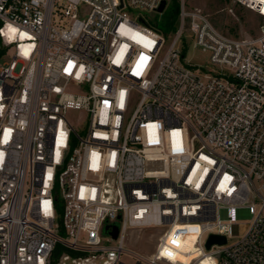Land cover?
<instances>
[{"label":"built area","instance_id":"built-area-1","mask_svg":"<svg viewBox=\"0 0 264 264\" xmlns=\"http://www.w3.org/2000/svg\"><path fill=\"white\" fill-rule=\"evenodd\" d=\"M163 2L0 0V264H264V27L183 1L165 38L142 16Z\"/></svg>","mask_w":264,"mask_h":264},{"label":"rangeland","instance_id":"rangeland-1","mask_svg":"<svg viewBox=\"0 0 264 264\" xmlns=\"http://www.w3.org/2000/svg\"><path fill=\"white\" fill-rule=\"evenodd\" d=\"M183 1L187 11H202L204 14L208 15L211 22L218 28V31L233 39L256 37L261 33L262 27H264V0H251V9L237 0H168L166 9L162 14L142 13V16L150 26L155 27L167 38L168 35L163 32L166 20L163 14L170 10L180 13ZM135 14L137 15L139 12H135ZM178 26L179 16L175 26L176 31ZM175 32L171 34L174 35ZM3 47L6 53L1 58L0 64L10 63L15 54L14 46L5 45L3 43ZM192 55L196 58H202L198 53L191 52L189 56L191 57ZM60 209V214H62V202L60 203ZM220 214L222 219L226 218L225 211H221ZM251 220L252 215L248 210H239L238 226L235 227L236 238L232 242L242 238L248 232ZM130 236L127 242L128 248L139 250L145 254L153 252L156 241L155 238H152L151 233L136 231L131 233ZM137 237L141 239L136 240Z\"/></svg>","mask_w":264,"mask_h":264},{"label":"trees","instance_id":"trees-1","mask_svg":"<svg viewBox=\"0 0 264 264\" xmlns=\"http://www.w3.org/2000/svg\"><path fill=\"white\" fill-rule=\"evenodd\" d=\"M166 18L165 20V29H164V33H166L168 36L171 35V33L175 32L176 29H175V26H176V23H177V20H178V16H179V13L178 12H173V11H167L163 14ZM2 26V23L0 22V28ZM6 53V50L5 48L3 47V43H2V39H1V36H0V60L1 58L5 55ZM64 254H68L72 257H78L79 254L63 247V246H58L56 248V250L54 251L53 253V258H52V264H58L59 263V260L61 259V257L64 255Z\"/></svg>","mask_w":264,"mask_h":264},{"label":"water","instance_id":"water-1","mask_svg":"<svg viewBox=\"0 0 264 264\" xmlns=\"http://www.w3.org/2000/svg\"><path fill=\"white\" fill-rule=\"evenodd\" d=\"M166 2H163L162 5L160 6V8L158 9V13H163L166 9ZM142 22V19L140 20ZM118 231H119V227L118 225L116 224L115 225V231L113 232V237L114 238H117L118 236ZM226 242V239L223 238V237H219V236H215V235H212L210 236L209 240H208V243H207V248H210L212 244L214 243H218V244H223Z\"/></svg>","mask_w":264,"mask_h":264},{"label":"bare ground","instance_id":"bare-ground-1","mask_svg":"<svg viewBox=\"0 0 264 264\" xmlns=\"http://www.w3.org/2000/svg\"><path fill=\"white\" fill-rule=\"evenodd\" d=\"M64 263H65V264H73V263H71V260H70V259H66V260L64 261ZM76 264H78V263H76Z\"/></svg>","mask_w":264,"mask_h":264}]
</instances>
